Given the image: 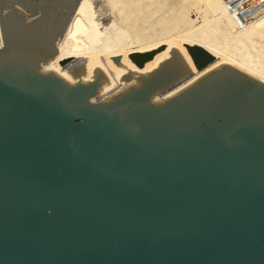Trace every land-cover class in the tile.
I'll return each mask as SVG.
<instances>
[{"label":"water","instance_id":"1","mask_svg":"<svg viewBox=\"0 0 264 264\" xmlns=\"http://www.w3.org/2000/svg\"><path fill=\"white\" fill-rule=\"evenodd\" d=\"M80 1L0 0V264H264V80L62 56Z\"/></svg>","mask_w":264,"mask_h":264},{"label":"bare ground","instance_id":"2","mask_svg":"<svg viewBox=\"0 0 264 264\" xmlns=\"http://www.w3.org/2000/svg\"><path fill=\"white\" fill-rule=\"evenodd\" d=\"M261 1L237 0L241 7L238 8L230 6L233 0H81L58 48L62 56L102 57L183 41L201 46L264 80V12L248 19V25V17L244 18V25L241 19H235L247 8L260 6ZM221 28L240 34L255 47L256 53L247 51L245 46V49L233 47L235 45L228 41L230 46L224 45L225 42L223 46L233 48L227 50L226 47L228 53L225 52L220 41L225 38H217L218 31L224 35ZM2 46L0 28V48Z\"/></svg>","mask_w":264,"mask_h":264},{"label":"rangeland","instance_id":"3","mask_svg":"<svg viewBox=\"0 0 264 264\" xmlns=\"http://www.w3.org/2000/svg\"><path fill=\"white\" fill-rule=\"evenodd\" d=\"M261 2H262V3H261ZM261 2L258 3V4H261L260 6L257 4L258 7H255V9H253V7H252V9H249V8H250V7H249V8L247 9L248 11L245 12V18L248 17V18H247V25H248V19L250 20L251 17H254V16H256V15L259 16L261 13L264 12V0L261 1ZM87 11L89 12L90 10H87ZM256 12H257V13H256ZM194 13H195V12H194ZM194 13H193V14H194ZM194 16H197L196 13L194 14ZM200 16H201V15H200ZM203 21H204V18L201 19V22H203ZM245 21H246V20H245ZM245 21H242V24H241V25H244V22H245ZM245 23H246V22H245ZM238 25H239V24H238ZM220 27H221V26H220ZM237 28H238V27H237ZM221 29L224 30V31H223V32H224V35H222V32H221V31H220V32L218 31V36H217V38H220V39H224V38H225L226 41H225V40H220L221 43H222V48L225 47V48H224L225 52H227V51H226V47H227L228 45L230 46V44H231V45L233 44V45H235V46H233V47H236V48L239 47V49H240V48H241V49H243V48L245 49V47H246L247 51H248V49H249V51L252 50V51H250L251 53H253V54L256 53V50H254L255 47H254V46L252 47L251 44H249L245 39H243V38L240 36V34H236V32H235V34H232V33H234V32L231 33V32L228 31V30L226 31V30L223 29V28H221ZM225 31H226V32H225ZM227 32H228V33H227ZM219 33H221V35H220ZM225 34H227V35H225ZM228 34H230V35L232 34V35H235V36H232V35L230 36V35H228ZM216 35H217V34H216ZM238 35H239V36H238ZM222 36H223L224 38H223ZM225 36H229L230 39H229V38L226 39ZM231 38H232V39H231ZM236 38H237V39H236ZM222 41H223V42H222ZM227 41H228L230 44H229ZM231 41H232V42H231ZM236 41H238V42H236ZM224 42H225L224 45H227V46H223V43H224ZM226 42H227V43H226ZM234 42H236V43L234 44ZM239 42H241V43H239ZM242 43H243V44H242ZM245 43H246V45H247V43H248L249 46H248V45L246 46ZM244 46H245V47H244ZM233 47H232V48H233ZM232 48H230V47L228 48V47H227V50H228V49L231 50ZM230 50H229V52H230ZM227 53H228V52H227Z\"/></svg>","mask_w":264,"mask_h":264},{"label":"built area","instance_id":"4","mask_svg":"<svg viewBox=\"0 0 264 264\" xmlns=\"http://www.w3.org/2000/svg\"><path fill=\"white\" fill-rule=\"evenodd\" d=\"M237 0H233V2L231 3V5L230 6H233V7H238V8H241V7H239L238 5H237V2H236ZM248 9V8H247ZM245 10V11H242V14H240V17H237V18H235L236 20L237 19H241V21H240V23L242 22V21H245V12L246 11H248V10Z\"/></svg>","mask_w":264,"mask_h":264}]
</instances>
